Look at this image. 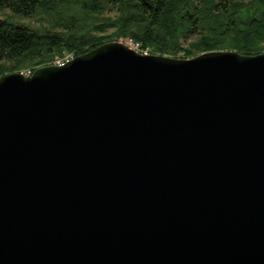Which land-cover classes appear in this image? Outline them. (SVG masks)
<instances>
[{
    "label": "water",
    "instance_id": "obj_1",
    "mask_svg": "<svg viewBox=\"0 0 264 264\" xmlns=\"http://www.w3.org/2000/svg\"><path fill=\"white\" fill-rule=\"evenodd\" d=\"M0 264H264V52L1 77Z\"/></svg>",
    "mask_w": 264,
    "mask_h": 264
},
{
    "label": "trees",
    "instance_id": "obj_2",
    "mask_svg": "<svg viewBox=\"0 0 264 264\" xmlns=\"http://www.w3.org/2000/svg\"><path fill=\"white\" fill-rule=\"evenodd\" d=\"M58 5L91 14L114 12L113 21L100 32L116 31L103 37L79 33L72 20L62 23L64 30L39 31L0 18V78L29 67L33 73L62 51L83 55L112 37L133 38L151 54L173 58L214 51L264 52V0H0V10L23 18L39 10L54 13Z\"/></svg>",
    "mask_w": 264,
    "mask_h": 264
},
{
    "label": "rangeland",
    "instance_id": "obj_3",
    "mask_svg": "<svg viewBox=\"0 0 264 264\" xmlns=\"http://www.w3.org/2000/svg\"><path fill=\"white\" fill-rule=\"evenodd\" d=\"M238 3H248L251 0H235ZM114 12H101L98 14H91L87 11H83L82 9L72 8L70 6H61L58 5L57 10L54 13H47L45 10H39L33 17L31 18H23L14 15L9 10H0V18L6 19L8 21H12L15 23L27 25L33 29L44 31L52 29L54 31H61L64 30V26H62L65 21H75L76 29L79 33L90 32L92 35H97L99 37L103 36H110L115 33L114 28L104 29V31L100 32L101 26L105 27V24L108 23L110 20L113 21L115 17ZM99 26V27H97ZM108 42L112 41H127V40H134L133 38H124L119 37L110 38ZM190 43V42H189ZM141 44V43H140ZM147 49V48H145ZM149 49V48H148ZM150 50V49H149ZM74 56L73 52H60L54 55L51 63L49 65H54L56 62L64 60L65 58ZM75 58V57H74ZM33 71V67L26 69L22 73Z\"/></svg>",
    "mask_w": 264,
    "mask_h": 264
},
{
    "label": "built area",
    "instance_id": "obj_4",
    "mask_svg": "<svg viewBox=\"0 0 264 264\" xmlns=\"http://www.w3.org/2000/svg\"><path fill=\"white\" fill-rule=\"evenodd\" d=\"M122 43H125L128 47H130L131 49L135 50L136 52L142 54V55H151V52L149 49H145L142 47V45L138 42H136L135 40H127V41H121ZM72 59H74V56H71V57H68V58H65L64 60L62 59L61 61L59 62H56L54 65H64L68 62H70ZM33 73L31 71L25 73L26 76H31Z\"/></svg>",
    "mask_w": 264,
    "mask_h": 264
}]
</instances>
